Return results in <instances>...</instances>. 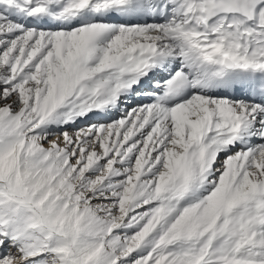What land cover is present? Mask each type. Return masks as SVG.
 Instances as JSON below:
<instances>
[{
    "label": "snow or ice",
    "instance_id": "snow-or-ice-1",
    "mask_svg": "<svg viewBox=\"0 0 264 264\" xmlns=\"http://www.w3.org/2000/svg\"><path fill=\"white\" fill-rule=\"evenodd\" d=\"M0 264H264V0H0Z\"/></svg>",
    "mask_w": 264,
    "mask_h": 264
}]
</instances>
